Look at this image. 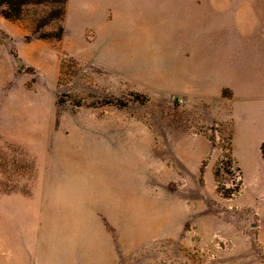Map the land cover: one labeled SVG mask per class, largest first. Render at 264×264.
<instances>
[{
  "label": "rangeland",
  "instance_id": "obj_1",
  "mask_svg": "<svg viewBox=\"0 0 264 264\" xmlns=\"http://www.w3.org/2000/svg\"><path fill=\"white\" fill-rule=\"evenodd\" d=\"M73 1L59 41L0 15V264L74 234L119 264H264V123L241 114L253 97L264 108L253 7ZM64 185L100 188L89 206L124 201L126 223L67 221Z\"/></svg>",
  "mask_w": 264,
  "mask_h": 264
},
{
  "label": "crops",
  "instance_id": "obj_2",
  "mask_svg": "<svg viewBox=\"0 0 264 264\" xmlns=\"http://www.w3.org/2000/svg\"><path fill=\"white\" fill-rule=\"evenodd\" d=\"M160 8L163 11V0H160ZM245 6H251L254 9L255 18L253 21L254 31H264V0H242ZM156 6H158L156 4ZM70 12H75V2L73 0H67V12L66 17L70 15ZM262 41V40H261ZM263 43V41H262ZM260 45V42H257ZM261 59L252 58L251 62L259 63ZM236 63H239L237 61ZM254 75V74H253ZM238 93V92H237ZM237 95V99H238ZM239 112V106H237ZM241 114L243 118H247V121L254 125L264 123V108L259 102L255 100V97L248 101L247 105H242ZM240 115V114H239ZM252 124V125H253ZM264 141V135L259 140V143ZM264 145V142L261 146ZM262 150V147H260ZM262 153V151H261ZM263 157V156H262ZM264 158V157H263ZM64 194L63 199L66 204H61V208H65V211L61 212V215L67 221H83L95 224L113 225L116 219H123V223H126V208L125 202L120 201L117 206L116 203H107L102 205L97 201L93 206H89L88 203L93 202L91 193L100 191L97 189L95 192L92 188L83 186L64 185L61 187ZM93 191V192H92ZM96 194V193H95ZM99 194V193H98ZM91 200V202H90ZM97 200H99L97 198ZM109 202L108 200H104ZM28 215L29 212H28ZM76 235V236H74ZM69 235L67 237H60L61 241L56 244V248L59 250L51 249V245L48 247L51 249H43L42 245L30 243L25 245L23 250H13L11 253V264H119L118 257L121 254L117 252L116 248L111 247L107 243L94 244L89 241L87 236L78 237L77 234ZM87 241H85V238ZM18 241L28 242L26 235L18 236ZM43 249V250H42Z\"/></svg>",
  "mask_w": 264,
  "mask_h": 264
},
{
  "label": "trees",
  "instance_id": "obj_3",
  "mask_svg": "<svg viewBox=\"0 0 264 264\" xmlns=\"http://www.w3.org/2000/svg\"><path fill=\"white\" fill-rule=\"evenodd\" d=\"M67 0H0V15L8 21L21 22L26 17H31L32 33L37 39L42 41H59L63 36V28L60 23L65 17ZM56 24V33H43L42 30ZM231 132L227 138V151L231 152ZM264 147V146H263ZM264 155V148L262 149ZM234 161L231 156H227L219 165L232 167ZM31 172L33 169L29 168ZM237 172L240 174L239 168ZM228 173V172H227ZM218 176V169L215 171V177ZM241 176V175H240ZM242 181L234 185L232 190L226 192L219 188V193L224 198L230 199L236 196L241 189Z\"/></svg>",
  "mask_w": 264,
  "mask_h": 264
}]
</instances>
